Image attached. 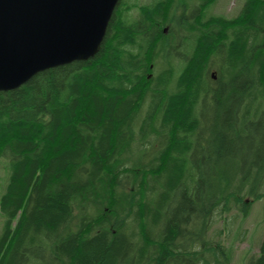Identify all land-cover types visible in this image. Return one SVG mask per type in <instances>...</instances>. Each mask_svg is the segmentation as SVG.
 <instances>
[{"label":"trees","instance_id":"16d2710c","mask_svg":"<svg viewBox=\"0 0 264 264\" xmlns=\"http://www.w3.org/2000/svg\"><path fill=\"white\" fill-rule=\"evenodd\" d=\"M217 1L121 0L94 58L0 93V264H227L210 230L264 199V0Z\"/></svg>","mask_w":264,"mask_h":264},{"label":"water","instance_id":"95a60500","mask_svg":"<svg viewBox=\"0 0 264 264\" xmlns=\"http://www.w3.org/2000/svg\"><path fill=\"white\" fill-rule=\"evenodd\" d=\"M120 2L0 0V93L47 70L94 58Z\"/></svg>","mask_w":264,"mask_h":264},{"label":"rangeland","instance_id":"374dc122","mask_svg":"<svg viewBox=\"0 0 264 264\" xmlns=\"http://www.w3.org/2000/svg\"><path fill=\"white\" fill-rule=\"evenodd\" d=\"M245 0H218L211 6V12L228 18L236 17ZM168 31V28H167ZM166 31V33H167ZM9 177L8 160H0V200L5 193ZM233 208L224 215V222L217 223L209 232V238L221 241L226 248L227 264H246L253 256H258L260 243L264 237V199L254 202L246 214ZM238 215L234 218V215ZM4 217L0 212V235L3 230ZM222 232L219 235L218 232Z\"/></svg>","mask_w":264,"mask_h":264}]
</instances>
